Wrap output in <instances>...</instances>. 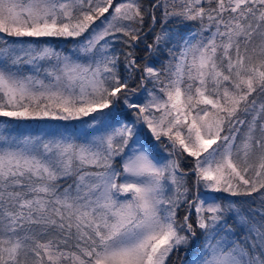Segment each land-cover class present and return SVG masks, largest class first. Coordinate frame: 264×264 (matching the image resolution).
Wrapping results in <instances>:
<instances>
[{"label":"snow or ice","instance_id":"obj_1","mask_svg":"<svg viewBox=\"0 0 264 264\" xmlns=\"http://www.w3.org/2000/svg\"><path fill=\"white\" fill-rule=\"evenodd\" d=\"M0 264H264V0H0Z\"/></svg>","mask_w":264,"mask_h":264}]
</instances>
